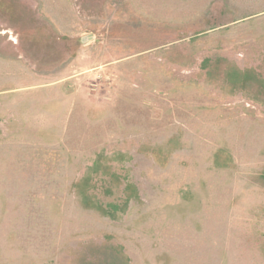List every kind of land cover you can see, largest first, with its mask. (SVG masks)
I'll use <instances>...</instances> for the list:
<instances>
[{
  "label": "rangeland",
  "instance_id": "rangeland-1",
  "mask_svg": "<svg viewBox=\"0 0 264 264\" xmlns=\"http://www.w3.org/2000/svg\"><path fill=\"white\" fill-rule=\"evenodd\" d=\"M0 264H264V0H0Z\"/></svg>",
  "mask_w": 264,
  "mask_h": 264
}]
</instances>
